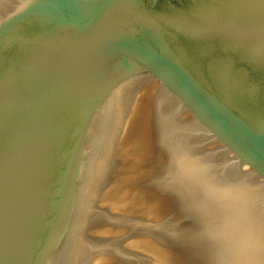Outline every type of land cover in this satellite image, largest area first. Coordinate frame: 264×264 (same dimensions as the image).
I'll return each mask as SVG.
<instances>
[{
	"label": "water",
	"instance_id": "1",
	"mask_svg": "<svg viewBox=\"0 0 264 264\" xmlns=\"http://www.w3.org/2000/svg\"><path fill=\"white\" fill-rule=\"evenodd\" d=\"M192 158L264 193V0H0V264H195Z\"/></svg>",
	"mask_w": 264,
	"mask_h": 264
},
{
	"label": "clouds",
	"instance_id": "2",
	"mask_svg": "<svg viewBox=\"0 0 264 264\" xmlns=\"http://www.w3.org/2000/svg\"><path fill=\"white\" fill-rule=\"evenodd\" d=\"M192 159V167L161 179L176 201L175 238L193 253L195 264H264V193L251 196L243 173H221ZM224 189L227 198H221Z\"/></svg>",
	"mask_w": 264,
	"mask_h": 264
}]
</instances>
